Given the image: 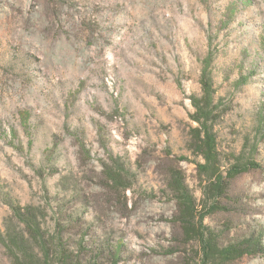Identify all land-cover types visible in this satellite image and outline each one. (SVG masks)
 Wrapping results in <instances>:
<instances>
[{"label": "rangeland", "instance_id": "obj_1", "mask_svg": "<svg viewBox=\"0 0 264 264\" xmlns=\"http://www.w3.org/2000/svg\"><path fill=\"white\" fill-rule=\"evenodd\" d=\"M215 47L231 107L220 145L264 165V0H0V228L11 200L40 207L51 233L63 218L87 260L102 250L96 264H186L167 182L178 169L201 199L190 96ZM113 159L130 188L108 178ZM222 199L207 224L227 239L264 232V169ZM0 264H12L1 243Z\"/></svg>", "mask_w": 264, "mask_h": 264}, {"label": "trees", "instance_id": "obj_2", "mask_svg": "<svg viewBox=\"0 0 264 264\" xmlns=\"http://www.w3.org/2000/svg\"><path fill=\"white\" fill-rule=\"evenodd\" d=\"M219 50L211 49L201 60V92L190 96L194 108L190 116L196 125L190 129L188 146L194 155L191 162L196 164L201 199L180 170L172 168L167 182L169 196L175 204V221L182 230L185 244L191 246V259L186 264H234L244 256L264 255L263 230L258 235L250 232L227 239L225 231L205 222L208 216L226 209L222 198L232 180L252 170L264 169L251 153L226 151L220 145L218 126L231 107L224 102L217 87ZM250 76L242 74L237 84L248 83ZM257 148L258 145L255 150ZM113 162L106 168L108 178L117 187L130 188L125 165L118 159ZM8 204L13 215L6 219L4 229L0 228V243L12 264L98 263L95 258H99L102 250L87 260L83 242L73 245L63 234L66 230L64 221L61 222L63 218L59 219L56 233H51L43 226L45 214L40 207L21 206L11 200ZM172 250L170 252L174 253ZM118 263L119 258L112 256L111 264Z\"/></svg>", "mask_w": 264, "mask_h": 264}]
</instances>
